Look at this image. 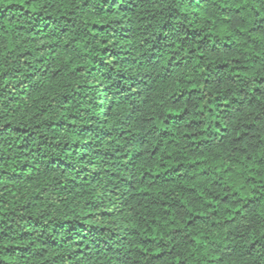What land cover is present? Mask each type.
I'll use <instances>...</instances> for the list:
<instances>
[{"label":"trees","instance_id":"1","mask_svg":"<svg viewBox=\"0 0 264 264\" xmlns=\"http://www.w3.org/2000/svg\"><path fill=\"white\" fill-rule=\"evenodd\" d=\"M0 264H264V0H0Z\"/></svg>","mask_w":264,"mask_h":264}]
</instances>
